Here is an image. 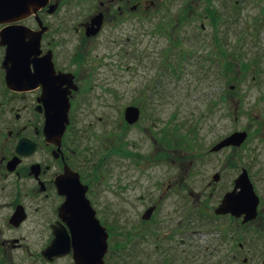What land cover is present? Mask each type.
Here are the masks:
<instances>
[{
  "label": "rangeland",
  "instance_id": "obj_1",
  "mask_svg": "<svg viewBox=\"0 0 264 264\" xmlns=\"http://www.w3.org/2000/svg\"><path fill=\"white\" fill-rule=\"evenodd\" d=\"M210 7L212 10H208ZM149 13L148 18L139 19L136 33L138 47L150 48L144 65L147 67L139 65L132 76L130 62L116 56L87 62L90 72L96 74L98 68L107 87L118 89L113 94L93 88L85 97L88 100L75 105L79 108L73 125L76 130L72 126L70 129L75 130L73 137L77 138L71 144L77 141L75 155L80 157L81 151L88 155L86 162L81 157L77 162L85 169L90 185L88 197L111 233L105 261L148 264L146 220L150 217L144 219L142 214L151 199L166 188L167 185H156L163 177L166 183H174L169 197L175 202L164 206L170 225L176 226L180 215L184 225L193 220L202 222V233L187 238L197 243L201 264H239L227 256L238 248V241L234 249L230 241H222L226 220L216 222L214 218L188 214L194 215L193 205L214 191L202 189L216 171H224V161L232 156L239 168L252 169L249 172L253 183L264 199V0H158ZM99 51L107 54L100 47L95 54ZM243 61L249 64L247 70L241 68ZM115 74L117 83L113 81ZM149 87L154 88V93H162L151 94ZM128 105L142 110V119L136 126L125 121ZM238 130L248 132L242 146L212 155L214 164L210 166L190 164L197 160L193 152L209 151L215 142ZM161 153L167 157L163 158L165 164H161ZM158 155L159 159L154 157L160 162L157 165L150 160ZM178 177L184 179L180 188L176 186ZM215 194L209 206L202 207L212 216L218 191ZM259 215L264 217L262 200ZM257 222L258 219L252 225L257 227ZM118 236L132 242L125 243L119 251L115 249ZM183 236L177 232L167 240L176 248L169 254L178 258L175 264H182L179 258L187 246L180 243ZM245 246L252 249L249 264H259L258 248ZM6 249L5 263L40 264L37 253L23 250L16 255L19 250ZM55 264H69V260Z\"/></svg>",
  "mask_w": 264,
  "mask_h": 264
},
{
  "label": "flooded vegetation",
  "instance_id": "obj_2",
  "mask_svg": "<svg viewBox=\"0 0 264 264\" xmlns=\"http://www.w3.org/2000/svg\"><path fill=\"white\" fill-rule=\"evenodd\" d=\"M38 1L43 2L40 3L41 6L39 3L31 5L11 19L6 17L5 21L0 22V264H8V261L5 263L4 256L7 246L19 250L15 252L16 255L22 254L23 250L32 255L37 253L40 264H55L59 260H69V264H75L73 247L67 254L51 259L43 254L57 238L56 229H65L69 236H72L70 227L60 215L65 197L59 194L58 179L67 173H78L81 183L87 186L86 195L89 194L90 185L84 176L85 169L77 163L80 157L82 162H86L88 155L83 151L80 157L75 155L78 151L74 148L77 141L74 146L71 145L75 142L74 139L77 140L73 137L76 130L73 125L78 118L75 112L79 110L75 105L79 106L83 100H88L85 97L93 88L97 87V90L113 94L118 89L107 87V82L101 78L98 68L96 74L90 72L86 63L98 58L116 56L121 61L130 62L129 70L130 72L132 70V76L137 74L139 65L144 66L147 57L150 56L149 47H138L136 34L138 21L150 16L149 12L154 9L158 0ZM160 26L164 27L165 22ZM159 31L163 35L161 28H158ZM98 47L101 48V52L105 48L107 54L101 55L100 51L95 54ZM183 55L182 53L179 58ZM117 79L118 75L115 74L113 81L117 83ZM58 90L65 93L69 99L70 107L67 110L65 104L60 106L57 103ZM149 90L151 94L162 93H154L153 87H149ZM140 111L139 121L143 116L141 108ZM48 117L51 118L53 127L50 131L48 129L46 131ZM138 122L130 125L136 126ZM63 123L65 129L60 135L58 126L61 127ZM71 126L75 129L72 132ZM229 148L232 147L223 151ZM223 151L193 152L197 160H191L190 164L210 166L214 164L212 155ZM154 157L158 158L159 155L150 158V161L158 165L159 158L156 160ZM163 158L167 157L161 153V162ZM164 160L161 164H165ZM224 162L227 164L224 171H216L212 180L204 184L202 189L203 192L209 189L214 191L210 192L209 197L205 196L203 202L195 203L192 208L194 215H188L196 217L202 215L211 220L214 218L216 222L226 220V228H223L225 236L222 241H230L233 249V244L238 241V248L228 252V258L239 264H249L253 260L249 254L252 249L251 247L245 249V245L251 244L258 248L259 264H264V217L258 213L256 227L252 225L256 219L246 223L243 221V215L237 217L230 213L216 212L217 207L223 202L225 193L234 189V182L243 169H247V172L252 170L245 166L239 168L234 164L233 156ZM233 175L235 177H232ZM249 176L253 182V175L250 172ZM182 180H184L182 177L181 179L178 177L176 186L179 188ZM167 181L162 177L156 182L157 186H167L157 198L151 199L147 207L153 208V211L150 219L146 220L148 234L146 262L175 264L178 258L173 255L170 257L169 254L170 252L173 254L172 250L175 251L176 248H172L167 240L168 237L180 232L184 235L180 243L187 246L183 247L184 255L179 260H182V264H201V252L197 243L189 242L187 238L191 239L202 233L200 226L202 222L193 220L184 225L181 219L183 215H180L176 226L170 225L171 220L167 218L164 206L169 201L175 202L169 197L172 190L170 188L174 183H166ZM254 186L258 192L255 184ZM217 191L218 202L214 208L212 207L214 210L212 216L208 211H202V207L209 206L212 196H215ZM258 193L259 199L264 201L262 194ZM91 204L100 224L106 227L105 221L99 216L100 210L95 207L92 200ZM176 204L177 207H181L180 200L176 201ZM181 212L183 214L182 209ZM107 231L109 245L111 233L108 229ZM122 239L120 236L115 239L117 245L115 249L119 251L126 246L125 243L132 242ZM109 250L110 245L104 260ZM139 253L145 255L141 251ZM105 263L108 264L107 261Z\"/></svg>",
  "mask_w": 264,
  "mask_h": 264
},
{
  "label": "water",
  "instance_id": "obj_3",
  "mask_svg": "<svg viewBox=\"0 0 264 264\" xmlns=\"http://www.w3.org/2000/svg\"><path fill=\"white\" fill-rule=\"evenodd\" d=\"M38 0H0V22L4 19L15 16L31 5H38ZM41 6V4H40ZM57 103L65 104V108L70 107L67 95L62 91H57ZM59 96V98H58ZM65 98V99H64ZM140 109L137 106H128L125 110V119L133 124L140 118ZM53 119V118H52ZM66 120V118H64ZM46 131L51 130V118L48 117ZM59 133L62 135L65 124L60 126ZM60 137V136H59ZM248 132L233 131L230 135L217 142L212 150H223L225 147L241 146L247 139ZM235 187L232 191L225 193L223 202L216 209L217 213H230L236 216L244 215V221L253 220L258 215L259 196L256 194L254 185L246 169L242 171L236 179ZM59 194L65 197L61 206V217L67 222L71 229L72 236L65 229H56L57 238L50 244L43 254L47 258L67 254L71 247L74 249L75 264H106L105 254L108 252L107 228L102 226L96 217V212L87 197V186L83 185L78 173H67L58 179ZM239 190V191H238ZM153 208L145 211L143 218L148 219ZM63 226V225H62ZM65 227V226H64Z\"/></svg>",
  "mask_w": 264,
  "mask_h": 264
},
{
  "label": "trees",
  "instance_id": "obj_4",
  "mask_svg": "<svg viewBox=\"0 0 264 264\" xmlns=\"http://www.w3.org/2000/svg\"><path fill=\"white\" fill-rule=\"evenodd\" d=\"M208 10H212V7H210ZM215 13V12H214ZM213 13V14H214ZM230 63V67H233L234 66V63L231 61V62H229ZM228 65V64H227ZM248 67H249V64H248V62H242L241 63V68L243 69V70H247L248 69ZM229 70V69H228Z\"/></svg>",
  "mask_w": 264,
  "mask_h": 264
}]
</instances>
